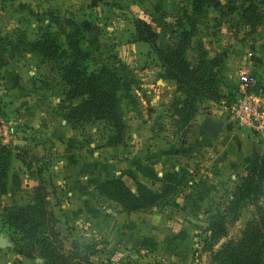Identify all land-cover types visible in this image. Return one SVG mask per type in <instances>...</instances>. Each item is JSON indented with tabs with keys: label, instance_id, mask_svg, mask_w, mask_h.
Here are the masks:
<instances>
[{
	"label": "rangeland",
	"instance_id": "1",
	"mask_svg": "<svg viewBox=\"0 0 264 264\" xmlns=\"http://www.w3.org/2000/svg\"><path fill=\"white\" fill-rule=\"evenodd\" d=\"M257 1L264 4V0ZM66 11L78 22L81 16L78 9H62L57 0L0 2V33L20 34L26 39H33L45 25L50 24V19L56 18V15L66 17ZM122 14L118 20L110 18L112 21L99 27L97 34L86 33L87 40L96 49L95 61L90 66L104 63L115 68L121 78L130 84L131 93L137 101L132 109L122 107L127 130L119 145L106 146L109 130L102 122L82 123L74 128L65 122L60 124L65 105L63 87L56 81L49 66L40 63L35 55L21 54L0 68V142L6 143L12 152L9 174H15L19 179L16 189L0 197V264L41 262L1 219L10 205L29 203L37 185L43 189L48 206L57 219L55 228L61 238L63 253H69L70 242L75 241L94 244L95 252L87 255L90 264H205L208 254L201 251V244L207 234L205 228L209 215L221 209L236 190L244 163L264 155L260 143L264 137L246 128H237L241 132L235 130L236 137H232L235 143L225 153L220 150L224 139H208L198 132L194 121L199 122L207 115L199 112L200 104L211 100L197 104L193 125L187 131L177 129L173 115L169 113L173 84L166 80V85L160 88L155 82L158 67L154 55L147 44L132 42L133 17ZM204 14L206 19H198L193 24L195 31L191 42H202L209 57L217 54L221 60L218 67L219 90L222 94L221 88L228 85L231 91L212 102L219 107L221 118L229 122L230 107L236 96V72L241 70L253 74L258 88L264 92V19L250 31L245 26L235 25L238 11L220 18L210 5L205 8ZM173 21L171 18L165 23L152 24L158 32L159 42H167ZM50 30L63 38L66 27L58 21L57 24H50ZM192 56L191 50H187L189 61H192ZM221 118L218 117V120ZM60 128L67 132L70 130L76 146L82 153L85 152L82 155L77 153V156L83 157V162L87 163L86 169L80 170V173L84 175L83 181L88 190L75 197L67 194V185L58 172L57 156L56 179L60 181L57 183L56 180V185L53 183L55 175L52 176L51 149L43 147L46 148L45 153L36 149L31 151L39 142H48L46 133ZM36 133H39L38 137ZM22 140L27 142L24 144ZM204 141L213 146L210 156L190 149ZM156 146L157 150L167 148L168 154L182 152L190 154V157L181 161L161 159L162 156L152 151ZM145 158L156 162L157 170L173 168L181 163L180 166L188 167L186 171L190 176L187 180L190 184L186 182L178 193L181 197L192 198L187 201L190 205L188 209L185 210L187 206L180 208L161 203L145 210L120 212L113 202L99 196L87 183L89 177L101 180L117 175L133 190L132 180L125 174V170L130 169L139 181L148 185V180L134 170V164ZM258 202L264 205V185ZM251 211V205L242 202L234 219L226 224L225 235L219 242L237 235ZM132 237L134 241H131Z\"/></svg>",
	"mask_w": 264,
	"mask_h": 264
},
{
	"label": "trees",
	"instance_id": "2",
	"mask_svg": "<svg viewBox=\"0 0 264 264\" xmlns=\"http://www.w3.org/2000/svg\"><path fill=\"white\" fill-rule=\"evenodd\" d=\"M14 0H0L13 2ZM193 15L200 14L210 5L220 18L239 12L235 25L253 31L264 19V4L257 0H188ZM66 17L50 19V24L60 21L66 31L60 38L50 30V24L33 39L23 35L12 36L0 33V68L21 54L35 55L40 63L49 66L56 81L63 87L64 111L61 119L70 127L87 122H102L108 127L106 146L123 142L127 130L122 107L134 108L136 99L130 84L121 78L115 68L104 63L94 64L95 47L87 40L85 29L73 19ZM167 42L158 41V32L144 19H131V40L148 45L158 67V78L171 81L173 94L169 113L173 115L177 129L187 131L193 123L196 106L203 100L218 101L221 60L217 54L209 57L200 41L192 44L194 25H186L179 17L173 18ZM193 53L192 61L186 51ZM128 109V108H127ZM12 152L0 142V197L16 189L19 179L9 174ZM134 170L148 185L139 181L131 172L125 174L132 180L129 189L120 176L110 175L101 180L88 178L87 183L99 196L113 202L120 212H133L156 207L161 203L177 207L175 199L180 188L189 178L186 168L179 166L160 171L145 158L134 164ZM155 185V188L153 186ZM264 185V155L244 163L236 190L207 219V234L202 240L201 251L207 252L205 264H264V205L258 202ZM242 202L252 207L250 217L237 235L222 242L226 224L234 219ZM3 224L19 235L28 250L41 259L40 264H90L88 256L95 252L93 243L70 242L69 253H63L57 222L48 206L43 189L37 185L32 199L23 205H10L1 216ZM216 247H213L216 245ZM156 264V263H152Z\"/></svg>",
	"mask_w": 264,
	"mask_h": 264
},
{
	"label": "crops",
	"instance_id": "3",
	"mask_svg": "<svg viewBox=\"0 0 264 264\" xmlns=\"http://www.w3.org/2000/svg\"><path fill=\"white\" fill-rule=\"evenodd\" d=\"M57 1L59 3L60 8L62 9H67V10H71L74 8L78 9L79 13L81 14L78 23L89 34H92L93 32L97 34V32L99 31L98 30L99 27L101 28V26L103 27L104 23L107 24L108 21H112L110 20V18L115 20H118V18H122L123 16L122 13L131 14L132 17L144 19L145 21L149 22L151 25L152 24L156 25L158 23H165L174 17H179L184 21V23L191 25L195 24V22L198 19L199 20L206 19V16L204 14L205 8L202 10L200 14L193 15L190 11L188 0H127V1L125 0H57ZM223 1L224 0H220V2ZM117 3H119V5ZM134 43L145 44L142 42H134ZM223 73L226 72H222V74ZM155 82L159 84L160 88L161 86H163L164 84L166 85L167 83L166 80L160 78H157ZM169 84L171 87L172 86L171 83ZM230 91H231V86L226 85L221 88V92L223 95L229 93ZM262 93L264 94L263 91ZM199 108H200L199 110L200 113L207 115L204 118H202V120L199 122L194 121V125L197 127L198 132L203 134L202 132L199 131V127L201 126L205 118L218 122L220 124V127L217 130L215 138L217 141L219 139H224L225 143L220 150L222 151V153L227 152L229 148L233 146L235 143L234 142L235 141L234 138L236 137L235 130H239V129L234 127V125L228 122V120L221 118L222 114L221 111L219 110V107L215 106L212 101L201 103ZM218 117H220L221 119L218 120ZM196 118H198V115H196ZM63 123L64 121L61 119L60 124ZM237 132H241V131L239 130ZM203 135L206 136L205 134ZM35 136L38 137L39 133H36ZM46 137L48 142L44 141L45 144L43 143V141L39 142V144L36 145V147L31 148V151L34 152L36 149L42 153H45L46 148L43 147H48L51 149L50 151L52 152V155L50 158H51V168L53 172L52 176L55 175V177L52 178L53 183L56 185V180L57 183H59L60 181L58 180L59 178L56 179V156H57L59 160L58 172L60 173V176H63L64 179L63 181L65 185H67L66 187L67 194H71V196L73 195V197H75L76 194L85 193V191L88 190V186L83 181L84 175L83 174L81 175L80 170L86 169L87 163L85 164V162H83V157L77 156V153L79 155H82L85 154V152L82 153L83 151L79 150L78 146H76L77 145L76 141L73 139V137H71V131L69 130V132H67L65 130H61L60 128L55 131H52V133H46ZM206 137L208 139H212L209 138L208 136ZM26 142H27L26 140H22V143L25 144ZM260 143L262 149H264V140L263 142H261L260 140ZM69 146H71L72 148ZM212 147H213L212 145L209 146L208 143L204 141L201 145L197 144L196 146H191L190 149L198 150V152H203L210 156L212 155L210 154ZM152 151L153 153L159 154V157L162 156L161 159L168 158L170 160L177 159L178 161H181L183 159H187V158L189 159L190 157V154L188 155L187 153V155H184L182 152H179L178 154L177 153L168 154L169 151L167 150V148L164 149L158 148L157 150V146L154 147ZM62 165H64L63 168H61ZM155 165L156 162L153 163L154 170L157 172V174H160L162 168L157 170L155 168ZM175 165L176 166H173L174 169L178 167L177 165L179 166L182 165V163ZM184 166L186 167V169L188 168L186 165ZM130 168L133 169L132 166ZM186 182L190 184L189 180H186ZM191 200L192 198H189V196L185 198L179 196V194L175 199L176 203L180 208L183 206H187L185 210L189 208L190 205L188 202H190ZM131 241H134L133 237ZM0 254L2 255L1 252Z\"/></svg>",
	"mask_w": 264,
	"mask_h": 264
},
{
	"label": "built area",
	"instance_id": "4",
	"mask_svg": "<svg viewBox=\"0 0 264 264\" xmlns=\"http://www.w3.org/2000/svg\"><path fill=\"white\" fill-rule=\"evenodd\" d=\"M235 78L236 96L230 107L229 122L264 137V94L253 74L240 70Z\"/></svg>",
	"mask_w": 264,
	"mask_h": 264
},
{
	"label": "water",
	"instance_id": "5",
	"mask_svg": "<svg viewBox=\"0 0 264 264\" xmlns=\"http://www.w3.org/2000/svg\"><path fill=\"white\" fill-rule=\"evenodd\" d=\"M220 124L218 122L212 121L208 118H205L199 127V131L208 136L209 138H215L217 130L219 129Z\"/></svg>",
	"mask_w": 264,
	"mask_h": 264
}]
</instances>
